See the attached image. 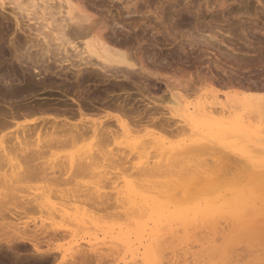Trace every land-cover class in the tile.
<instances>
[{
	"label": "rangeland",
	"instance_id": "obj_1",
	"mask_svg": "<svg viewBox=\"0 0 264 264\" xmlns=\"http://www.w3.org/2000/svg\"><path fill=\"white\" fill-rule=\"evenodd\" d=\"M7 1L5 0L3 8L0 7V52L7 50L10 56L7 55L6 59L0 58L6 62L4 66L13 62L15 67H18L17 61H15L16 63L13 61L11 41H16L15 44L21 45L29 43V46L26 45L23 49L28 48L27 51H29L31 45V47L33 46L32 50L35 51L44 40L51 44L57 43L58 40L53 35H45L44 32L47 31V28L35 31L40 20L33 19L31 15L29 17L32 19L23 21V23H27L30 27L37 26L35 29L33 28L34 31L33 29L30 31L27 29V31L26 25H23L26 26L25 34L22 28V31L15 30L13 14L18 9L14 7L15 4L7 3ZM45 1L49 8L46 12L49 10L56 20L60 19L61 8L63 7V13L66 11L64 5L58 7V0H38L37 3H40L39 6H43ZM72 4H75L76 7L79 6L83 11H89L93 21L99 25L101 23H105V26L108 25L107 29L104 26V33L111 39L113 38V42L116 41V44L110 42L111 45L120 51H125L126 48L128 56H125L124 59L136 63L132 69L130 68L133 71H130L128 80L121 77H119L121 81L119 78L107 80L104 78L102 80L104 83L101 84L96 79L95 81L90 79L92 82L98 83L96 87L93 86L94 83L89 82L90 80L88 83L86 82L89 86H87L88 92L92 89L103 92L105 88H108L109 81L110 85H118L117 88L114 86L116 91L111 92L112 96L110 95L108 98H117L120 95L118 101L126 103L123 109L128 110L123 112L112 105H109L110 108L106 105L108 107L106 108L105 105L98 104L99 111L85 109L84 114H78L76 111L73 115L68 114L69 123L87 127L98 126L97 130L102 127L99 132H103L100 135L102 139L98 137L100 133L97 134L96 138L99 139L97 140L94 138L92 129L89 128L84 132L85 135L83 133V136L70 142L61 141L63 137L57 136L62 133L60 128L55 130L50 127L54 121L63 116L57 117L52 113L42 114L36 111L35 114L30 113V115L19 112L20 116L11 117L7 107L0 106V142L6 146L9 145L10 147L7 148L11 152L8 156H4L0 152V194L6 193L2 196H8L9 189L14 187L11 189L14 193L10 191L14 198H10L3 211L0 210V264H73L79 260L78 249L86 251L91 246L97 253H93L91 250L90 252L86 251L93 261H90L89 264H143L141 254L147 246L149 238V242H154L156 235L158 238L154 244L160 250L158 259L162 257L158 260V264H209L210 261L212 262L208 249L211 239L209 235L212 234L208 232L210 229L207 227V223L209 224V222L205 216L199 214L200 216L195 218L196 221L186 218L185 220L173 219V221L164 219L156 224L151 218L150 210H147L148 208L162 207L167 212H187V210L189 211L186 209L187 207L202 206V202L203 204L207 202L210 197L208 192H204V195L201 196L197 194V191L194 193L190 189V192L187 189H180V192L178 191L180 194H178V192H174L177 191L176 186L172 189V185L159 184L160 176L147 175L140 169L143 165L139 162L145 158H141L139 155L141 148L134 149L131 146V140L156 138L175 143L180 139H187L189 135L190 137L195 135L189 128L181 129L180 126L183 125V122L179 120L178 115L182 114L192 113L200 119L215 122L239 115L243 118L248 116L246 120L254 117L252 122L264 120V109L260 110V107H264V0H72ZM74 11L76 12V9ZM3 16L7 19H3ZM46 16L49 15L46 14ZM25 18L22 20H26ZM33 32L35 33L33 34ZM28 33H30L29 37ZM25 35L28 37L27 39L24 37ZM29 38L33 40L29 41ZM64 38L67 39V37ZM64 38L60 41L66 46H70L72 38H70L71 40ZM118 40L123 45L120 46ZM48 62L55 69V65L49 60ZM22 65L24 69L26 65L30 68V63L23 64L22 62L20 66ZM8 70L10 69L8 68ZM69 71L66 72V76L73 80L75 70L70 69ZM116 80L120 83H117ZM51 81H54L53 86L59 89L55 84L61 80L53 77ZM106 81L107 83H105ZM135 83L137 86L139 84V88L135 86ZM124 84L126 87L122 90ZM144 85L146 88L143 90ZM100 92V97L103 95L102 98H104V92ZM35 93L38 97L34 96V98H39L38 102H42L49 93H53L50 94V97H64L61 95L62 93L52 91V89L51 91L50 89L47 91L36 90ZM70 93L72 95L71 91L67 94L71 96ZM226 97L230 98L229 100L232 99L229 103L227 102L231 105L226 106L227 111L217 105L209 104L213 100L224 102ZM34 98L30 99L36 101ZM54 101L51 100V102ZM248 101L250 104H254L245 106V102ZM130 107L131 112L129 111ZM253 108L256 110L255 112L249 111ZM258 109L261 115L258 113ZM245 110H248L249 115L244 112ZM242 112L244 114L241 115ZM252 112L254 113L252 114ZM256 116L260 117L259 121L255 120ZM4 120L5 122H3ZM120 123L126 124L127 128L123 130ZM107 130H111V135ZM106 132H108V136ZM52 135L55 140L56 138L58 140L51 141ZM50 138V144L46 143L48 142L46 140ZM17 140L26 141L27 145L18 146L21 149L24 146L25 150H23L27 152L17 153V151H21L16 145ZM239 140V148L246 149L245 152L233 147L236 142L234 138H230L227 145L207 141L209 145L214 146V149L210 148L211 146L207 150L204 148L208 152L204 151L206 152L204 155L201 153L203 156L198 155L200 161L207 159L204 160L205 164L208 163L210 167L214 164L212 160L216 159L215 157L221 159L220 155L223 153L225 155L223 158L228 155L229 160L226 162L229 165L225 164L224 167L227 166L230 170L239 169L238 166L242 168L248 164H264V143L256 139L240 138ZM14 143L15 145H13ZM12 145L17 148H14V153L10 150L13 149ZM215 145L221 146L220 149L223 152H220ZM150 146L148 145L145 151L150 153H148L150 157L148 161L158 163V157H154L155 150ZM224 150L230 153H225ZM108 156L109 158H107ZM193 161L196 165L199 160ZM86 165L87 167L84 169ZM136 166H140L139 171ZM19 172L24 176L22 174L19 176ZM130 172L134 175L131 176ZM138 172H142L146 176L139 175ZM135 173L138 174L139 180L134 177ZM132 179L138 180V184ZM136 185L137 187H135ZM158 187L161 190L158 189V191ZM6 188H8V194ZM166 188L172 189V192L170 189L167 192ZM185 191L192 196H185ZM173 193L177 195L175 198L169 196ZM7 199L9 200V198ZM146 204L148 206L150 204V206L147 208ZM174 220L176 221L174 222ZM183 221L186 223L185 225ZM9 222H17L19 229L23 226L24 231H21L24 233L18 230L17 234H24L30 238L37 237L38 239L35 238L34 243L38 246V251L32 244L14 235L15 231L11 228L13 223L10 226ZM222 224L224 226L221 227ZM222 224L219 227L220 232L223 230L224 236L228 235L229 233H226L228 230L225 229L229 228L230 231L231 226L229 225L231 224L225 221ZM172 227L175 229L174 233H170L174 230L170 229L169 231V228ZM263 227L257 225L253 227V230L251 227L244 231L246 235L255 234L256 231V238L253 237L254 235L244 236V233L238 237L233 235V238H236L235 241L237 238L239 240L232 248V264H264ZM153 228H156V231L159 229V231L152 238L148 233ZM247 231L249 232L247 233ZM223 234L219 233L218 235L221 237L220 235ZM167 235H171L172 238ZM166 237L168 241L165 242ZM161 238H164L163 242H161ZM157 239L159 240L157 241ZM221 239L218 242H221ZM124 241H127L128 244L124 243L123 246ZM159 242L162 245H159ZM162 246L166 248L163 249ZM129 248L131 249L128 250ZM163 250L168 253L164 251L166 254L161 255Z\"/></svg>",
	"mask_w": 264,
	"mask_h": 264
},
{
	"label": "bare ground",
	"instance_id": "obj_2",
	"mask_svg": "<svg viewBox=\"0 0 264 264\" xmlns=\"http://www.w3.org/2000/svg\"><path fill=\"white\" fill-rule=\"evenodd\" d=\"M37 1L38 0H27V1H24V0H8L7 1V3L15 4L14 7L16 9H18L16 11V13H14V14L12 13L13 17H14V22H15V30L18 29V30L22 31V29H23V32L25 34L26 33L25 31L27 29L30 31L33 28L35 29L37 26L33 27V25H32V27H30L27 23H23V21H30L32 18L33 19L35 18L36 20L39 19L40 20L38 22L39 26L37 29H35V31L39 30L41 28L42 29L47 28V31L44 32L45 35H49V36L53 35L54 38L56 40H58V42L51 44L49 42H45V40H44L42 43H40V46H38V48H37V42H36L35 45H36L37 49L35 51L32 50L33 46L31 47V45H30V49L34 52L33 53L31 50L27 51L28 48L27 49L25 48L26 50L23 49L26 45L29 46L28 45L29 43L27 44L24 42L25 45H21V44H15L16 41L15 42L11 41V47H12V51H13V61L14 62L17 61V63L19 64L18 65L19 68L15 67L13 62L8 64L7 66H4L6 62H3L4 60L0 58V106H6L7 111H9V114H10L9 116H11V117H16L18 115L20 116L19 112H21V114H24V115H27V114L30 115V113L35 114L36 111L39 113H42V114L43 113H52V115L55 114V116H57V117H59V115L63 116V117H59L61 119L54 121L51 124V126L49 124V126L53 127V129H55V130L60 128V132H62V133L58 134L57 136L63 137V139L60 137V140L62 139L61 141H70V142L73 140L75 141L78 139L77 137L83 136V133L86 130H88L89 128L92 129L93 134L95 136L94 138H96V136H98L97 134L100 133L98 137H99V139H102L101 138L102 136H100V135L103 132H99V130H101L102 127H99L100 129L97 130L98 126L93 127L91 125V126L87 127L85 125H78L75 123L71 124V123H69L70 122L69 115H70V113L73 115L74 111H76L78 114H82V113L84 114L85 109H91L92 111H94V110L99 111L98 104H100L101 106L105 105L104 107H106V105H107L109 108H110L109 105H112V106H114V108H117L118 110H122L123 112H126L128 109H123V107L126 106V103H122V102L118 101L120 99V97H119L120 95L117 98H115V97L114 98L113 97L108 98V97H110L111 92H113L115 90V87L117 88L118 85H116V86H115V84L110 85V83H109L110 81L108 83L106 81L105 83L108 84V88H105L103 90L105 96H104V98H102L103 95H101V97H100V94H99V92L102 90L96 91L95 89H92V90H90V92H88L89 88L87 89L88 84H86V82L88 83V80H90V79L93 81H95V79H96V80H98V83L101 82V84H102V82H103L102 80L104 78L106 80L109 78L117 79L119 77L127 79V78H129L128 75H130V71H133V70H131L132 67H134L136 63H133V61L128 62L124 59L125 56H128V53H126V50H127L126 48H125V51H123V50L120 51L119 49H116L113 45H111V43L116 44L115 43L116 41L114 40L115 42H113V40H112L113 38L111 39L110 37H108L109 35L108 36L105 35V33H104L105 32V30H104L105 23H103V24L101 23V25H99V23H96L95 21H93L92 14L89 11H88L89 13L86 10L83 11L79 6L76 7L75 6L76 3L73 5L72 0H58L59 6L58 5L57 6L62 7L64 5L66 11L63 13V9H62L63 7H62L61 8L62 15H61V17L59 16L60 19H57V20L55 19V17H53L52 12H50L49 10H48V12H46L47 8H48V5L45 4L46 1L44 2L43 6H39L40 3H37ZM4 4H5V0H0V7L1 8L4 7ZM35 7H37V9H35ZM75 9H76V12L74 11ZM17 12H19V13H17ZM46 14L49 16H46ZM63 14H64V16H63ZM30 15L32 16V18L29 17ZM24 17H26L25 18L26 20H22V19H24ZM3 19H7V18L5 16H3ZM23 25H26L27 27L25 26L26 27L25 28ZM106 26H108V25H106ZM106 26H105V29H107ZM34 29H33V31H34ZM30 33H32V32H30ZM30 33L27 34L28 37L30 36ZM34 33L35 32H33V34ZM108 33H109V31H108ZM24 37L26 39L28 38V37H26V35ZM64 37H67V39L69 38V40H71L70 38H72V41L69 44L70 46H66L65 43H62L60 41V39H62ZM64 39L67 40L66 38H64ZM32 40L33 39L30 40V38H29V41H32ZM46 41H47V39H46ZM118 41H119L118 44L120 46L123 45V43H121L120 40H118ZM125 42H126V40H125ZM18 43H19V41H18ZM127 45H128V43H127ZM7 55L10 56L9 51H7V50H2L0 52V57L5 58V57H7ZM116 58H119V59H116ZM48 60L51 61L55 65V69L50 66L51 63L49 64ZM22 62H23V64L24 63H28V64L30 63V68H29V66L27 67V65H26L25 69H24L23 65L20 66L22 64ZM8 68L10 70H8ZM70 69L71 70L73 69V71L75 70V72L72 71L74 73V76L71 73V75L74 77V78L72 77L73 80L68 79L66 76V74H67L66 72L69 71ZM136 72H137V70H136ZM69 73H70V71H69ZM37 76H38V78H37ZM52 76L54 77V79L57 78V79L61 80V82H59V83L57 82V84H55V85H58L59 89H56L55 86H53L54 81H51V78H53ZM91 80L89 82H92ZM119 80L121 81L120 78H119ZM113 81H112V83H113ZM116 82H117V80H116ZM98 83L92 82L93 86H95V87L98 85ZM114 83H115V81H114ZM117 83H120V82H117ZM135 86H137V83H135ZM138 86H139V84H138ZM124 87H126L125 84L123 85V88L121 87L122 90L125 89ZM145 88H146V86L144 85L143 90ZM41 89L44 91L45 90L47 91V89H50V91H51V89H52V91H57V92L62 93L61 95H63L64 97L62 96L63 98H61V97L58 98L56 95L55 96L57 98L50 97L53 93L52 94L49 93L47 96H45L43 98L44 101L42 100V102L41 101L38 102L37 100L39 98L37 99L38 96L35 95L36 94L35 92H36V90L39 91ZM69 91L72 92V95L70 93V95L72 97L69 96V94H67V93H69ZM103 92H100V93H103ZM34 96H37V97L34 98ZM30 98H34V99H36V101L35 100L33 101V99H30ZM213 98H215V96H213ZM40 99H42V98L40 97ZM52 99L55 101L51 102ZM215 99H217V97ZM229 99L230 98L226 97L224 102L213 100V102H210L209 104L210 105L213 104L211 106L217 105V106L221 107L222 110L225 109L224 111H227L226 106H231L228 103H229V101H232V99L231 100H229ZM231 104H232V102H231ZM253 104H250L249 101L245 102V106H251ZM210 105H207V106L209 107ZM233 105L235 106V103ZM15 106H17V108H15ZM18 106H19V108H18ZM71 106H73V107L75 106V107L72 108ZM115 106H117V107H115ZM108 107H106V108H108ZM204 107H206L205 104H204ZM229 109H230V107H229ZM261 109H264V107H260V110ZM260 110L258 109L257 111H259L258 113L261 115ZM129 111L131 112V107L129 108ZM247 111L248 110H245L244 112L246 113ZM249 111L255 112L256 110L253 108V110H249ZM229 112H230V110H229ZM244 112H242L240 114L242 115V114H244ZM254 112H252V114ZM65 114L66 115L69 114V115L66 116ZM248 115H249V113H248ZM124 116L126 118V115H124ZM178 116H179V120L181 122H183V125L180 126L181 129L189 128L195 135H191V137L189 135V137L187 139L183 138V139H180L179 141H177L175 143L168 142V141H165L163 139H156V138H149V139L146 138L147 140L143 139L140 141H132L131 140V146L134 149L141 148L139 155L141 158H145L139 162L141 165H143L140 169H142L144 171L143 173H145L147 175H151V176L154 175V176H158V177L160 176L161 179L158 182H159V184H163V186L164 185L165 186L166 185L167 186L172 185L173 186L172 189L174 188V186H176L177 191L175 190L174 192H178L180 189H182V190L187 189L188 192H190L192 190V191H194V193H196V191H197V194L198 195L200 194L201 196L204 195V192H206V193L208 192L210 197L208 198L207 202H205L204 204L202 202V204H201L202 206L187 207L186 209H189V211L187 210V212H181V213L179 211L167 212L166 210H163L162 207L161 208L160 207H154V208L150 209V208H148L150 206V204H149V206L146 204V206L148 208L147 210H150L151 218H152L153 222L156 224H157V222H160L164 219H166V220L171 219L173 221V219H181V220L184 219L185 220V218H186L188 220L194 221L195 218L199 214H201V216L202 215L205 216L209 222V224H208L205 221L208 225V226L207 225L206 226L209 227V229H210L208 232H211V234H212V235H209V236H211V239L209 240V238H208V240L210 241V243H209L210 245L208 247V249L210 250V251L209 250L208 251L210 253L209 252L208 253L211 256H209V254L206 253L210 258H212V262L210 261L209 264H211V263L212 264H232L231 263V261H232L231 257H233L232 248H233L235 242H238V240H239V238H237V241H235L236 238L235 237L233 238V235L238 237V235H240V236L243 235L244 231L248 228L252 227L251 229L253 230V227H255L257 225L258 226H260V225L264 226V164H262V165L248 164L249 166L244 165V167H242V168H240L238 166L239 169L234 168L235 170H230V169H228L229 167L227 168V166H226L227 169L224 167L226 162L229 161L228 155H226V158L225 157L223 158V156H225V155H223V153H221V155L218 154L223 159L222 158L220 159V157L219 158L215 157L216 159L212 160V161H214L213 162L214 164L210 167H209L207 162H206L207 164H205V161L207 159L205 160L203 158L205 161L203 159H202L203 161H200L199 157L203 156L206 152H208L206 150L209 146H211L210 148L214 149V146L211 144L209 145V142L207 143V141H214V142L222 144V145H227L229 143L228 140L230 138H234V140L236 142H235V144H233V147L239 149L242 152H245L246 149L239 148V146H240V140L239 139L240 138L241 139L247 138L249 140L250 139H252V140L256 139V140L264 143V120L259 121L260 117L256 116L258 118L255 117V120L259 121V122H252V120L254 121V117L252 119H250L251 120L250 121L249 119L246 120V118H248V116L244 117L245 118V120H244V118L239 115L237 117H232L231 119H228V120H222L219 122H215V121L200 119L199 117H197V115H194L192 113H190L188 115L182 114V115H178ZM118 121H119V119H118ZM3 122H5V120ZM46 124H47V122H46ZM119 125L123 130H125V128H127L126 124L120 123ZM104 128H106V127H104ZM107 131L110 133L109 135H111V132H110L111 130L110 131L107 130ZM108 132H106V135L108 134ZM115 134H116V132H115ZM53 135H52V140L50 138V139L46 140V141H48L46 143H49L50 142L49 140H51V141L54 140L53 142L58 140L57 138L55 140L54 138L56 136L54 135L55 136L54 137ZM84 135H85V133H84ZM102 135L104 136L105 133ZM46 136H48V135H46ZM115 137H118V136H115ZM99 139H97V140H99ZM97 140H95V142ZM44 141H42V142H44ZM59 141H57V142H59ZM25 142L26 141L17 140V143L16 142L15 143L17 146L18 145L20 146V145L25 144ZM15 143L13 145H15ZM60 143H62V142H60ZM66 143H68V142H66ZM96 144H98V142H96ZM13 145H12L13 149H10L12 152H13V150L15 151V149H17L15 147H13ZM25 145H27V144H25ZM148 145H151L150 147L154 148L156 154H155L154 150L153 149L152 150L154 152V157L157 156L159 159L158 163H151L150 161H148V159L150 158L148 156L149 152H145ZM7 147H10V146L9 145L6 146V144H2L0 142V148H1L0 152L4 156L5 155L8 156V154L11 153ZM215 147L217 149H219L220 152L221 151L223 152V150L220 149L221 146L218 147L215 145ZM204 148H206V150ZM23 149L25 150L24 146L22 147L21 151L19 150V151H17V153L27 152V151H24ZM200 151H202V152H200ZM204 151H206V152H204ZM211 151H213V150H211ZM134 152L136 153V151H134ZM224 152L230 153L229 151L226 152V150H224ZM201 153H203V155ZM199 154H201V155L198 156ZM107 158H109V156ZM254 158H256V157H254ZM195 159L197 161L199 160L198 162H196L197 166L195 165V162L193 161ZM110 160H112V159L110 158ZM211 163H210V165H211ZM229 163H230V165L232 164L231 162H229ZM202 164H205L207 166H205V165L202 166ZM140 166H136V168L138 167L137 168L138 171L140 170L139 169ZM232 166H233V164H232ZM86 167H87V165L84 167V169H86ZM24 171H26V170H24ZM128 171H129V169H128ZM135 172H137V171H135ZM131 173L132 172H130L131 176L134 175V173L133 174H131ZM143 173L138 172L139 175L140 174L142 175ZM19 174H20V172L18 173V175ZM135 174H136V176L138 175L137 173H135ZM145 174H143V175L146 176ZM22 175L24 176V174H22ZM126 176H127V174H126ZM136 176H134V177L139 180L140 179L139 176H137V177ZM151 176H149V177H151ZM21 178H22V176H21ZM136 179L135 180L132 179V180H133V182H137L136 184H138V180H136ZM154 179H155V177H154ZM0 181H1V178H0ZM10 181H12V180H10ZM143 183H145V182H143ZM154 183H153V185H154ZM139 185H141V184H139ZM135 187H137V185ZM6 189H7L6 192L8 194V188H6ZM6 189H4V190H6ZM11 189H14V187L9 189L8 196L5 195V196H7V198H9V200L7 198H5V196L4 197L2 196L4 194H6V193H4L5 191L4 192L1 191L2 193H4L2 195L0 194L1 195L0 196L1 197L0 198V210L1 211H3V209L6 207V204L9 203L10 198L11 199L14 198L11 195V192H12ZM158 189H159V187L157 188V190ZM166 189L168 192V190L170 188L169 189L166 188ZM172 189H170V191ZM189 189H190V191H189ZM203 189H205V190L202 191ZM159 190H161V189H159ZM163 191H166V190H163ZM200 191H202L203 193ZM179 192H178V194H180ZM188 192L185 191V193H186L185 196H187V197L190 196V193H188ZM198 192H200V193H198ZM12 193H14V192H12ZM154 193H156V191H154ZM173 195H174V193H173ZM173 195L170 194L169 196H172L174 198H175V196H177V195H174V196ZM192 198H194V197H192ZM50 211L52 212V214H54V212L52 210H50ZM61 215H63V214H61ZM175 221L176 220H174V222ZM223 221L230 223L231 224V225H229V226H231L230 231L232 230V232H230L229 228L225 229V230H228V232H226V233H229L228 235L226 234L225 236L223 234L224 231L222 230L223 232L222 231L220 232V229H219V227L223 223ZM12 223H10V226ZM163 223H161V224H163ZM179 223L181 224V222H179ZM183 223H184V221H183ZM185 224L186 223H184V225ZM195 224H196V222H195ZM164 225H166V224H164ZM226 225L228 226V224H226ZM12 226H13V227H11L12 230L15 231V233H13L14 235L18 236V238L26 240L27 242H29L30 244L33 245V247L36 251H38L39 248L37 249L38 246L34 243V239L35 238L38 239L37 237L30 238V237L25 236L24 234H22V235L17 234L18 230L24 231L23 226H22L23 229L18 228L17 222L16 223L14 222L12 224ZM222 226H224V225L222 224L221 227ZM194 227H196V226L194 225ZM163 229H164V227H163ZM170 229L174 230V231H171L170 233L175 232V229L173 227L169 228V231H170ZM261 230L263 231V229H261ZM23 231H21V232H23ZM158 231H159V229L156 231V228L155 229L153 228V230L150 231L149 232L150 234L148 233V235H150L153 238V236H155V234H157ZM169 231H168V233H169ZM248 232L249 231H247V233ZM219 233H221L223 235H220L221 237H219V235H218ZM230 233H233V234H230ZM263 233H264V231H263ZM159 234H160V232H159ZM250 235H252V236L254 235L253 237H255L256 231H255V234H249V235L245 234L244 236L249 237ZM8 236H9V233H8ZM146 236H147V234H146ZM168 236L169 235H167V237ZM11 237H13V236H11ZM32 237H33V235H32ZM167 237L165 238V242L168 239ZM169 237L172 238L171 235ZM156 238H158L157 235L154 238V242L153 241L149 242L150 241V238H149L148 244L144 248L143 253L141 254L142 259H143V264H158V260L162 258L161 257L158 259V257H160V255L158 254V251H160V250H158L159 248L157 247V245L155 246V244H154ZM116 239H118V238H116ZM163 239L161 240V242L164 241ZM219 239H221V242H218ZM158 240L159 239H157V241ZM114 243H115V241H114ZM124 243L128 244L127 241H124L122 243L123 246H124ZM251 243H252V241H251ZM117 245H118V242H117ZM159 245H162V244L160 243ZM165 246H169V245H165ZM91 247H90V249H87L86 251L89 250V252H90V250H91V252L97 253V252H95L96 251L95 249H94L95 251H93L92 248H94V247H92V248ZM109 247L111 248V246H109ZM162 247H163V249L166 248L164 246H162ZM130 249L131 248H129L128 250H130ZM78 250H79V253L78 252L77 253L79 255V260H78V262L76 261L73 264H89L90 261H92V260H91L90 255L88 254V252H86L84 249H78ZM112 250H114V249H112ZM164 251L165 250H163V254H161V255H164L165 252L168 253V251H165V252ZM171 252H172V250H171ZM243 253H245V252H243ZM255 256H257V255H255ZM72 259H74V258H72ZM98 259H100V258H98ZM232 259H234V258H232ZM28 262H30V261H28ZM207 263H208V260H207Z\"/></svg>",
	"mask_w": 264,
	"mask_h": 264
}]
</instances>
